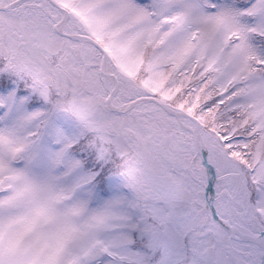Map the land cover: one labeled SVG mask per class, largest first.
<instances>
[{"label": "rangeland", "instance_id": "rangeland-1", "mask_svg": "<svg viewBox=\"0 0 264 264\" xmlns=\"http://www.w3.org/2000/svg\"><path fill=\"white\" fill-rule=\"evenodd\" d=\"M54 1L69 13L59 29L95 39L107 57L60 35L55 28L67 14L48 0L0 10V264L183 263L185 233L208 223L211 231L192 241L205 264H215V253L220 264H262L259 243L235 240L209 221V173L185 128L194 121L148 101L126 116L111 112L114 81L100 70L116 73L118 107L155 94L165 102L184 85L197 86V106L210 84L216 92L209 87L208 101L247 112L249 129L229 140L241 147L231 152L196 120L213 165L216 212L257 236L264 232L254 214L264 215V0ZM87 130L98 140L80 156L73 144ZM102 139L126 155L127 170L102 168L113 157ZM247 152L259 160L250 182Z\"/></svg>", "mask_w": 264, "mask_h": 264}, {"label": "trees", "instance_id": "trees-1", "mask_svg": "<svg viewBox=\"0 0 264 264\" xmlns=\"http://www.w3.org/2000/svg\"><path fill=\"white\" fill-rule=\"evenodd\" d=\"M166 67L170 68L169 66H166ZM177 71L178 70H175V72ZM179 72L180 71H178L176 74L175 73L172 74L173 77L175 76V80L177 76L180 78L182 77V74H179ZM25 73L35 79V77H33V75H31L30 72L25 71ZM183 74L186 75L187 73H183ZM263 76H264V72H263ZM200 78L201 77H199L198 82L200 81L201 83L202 80ZM206 85H208L211 88L212 92H216V90L213 89V87L210 84H206ZM196 87L197 86L192 87L191 90H188L186 89L184 85L182 91H178V93L174 94L175 95L174 97L172 96V98H168L167 100H164V101L166 103L173 105L175 108L181 107L185 112H187L193 118L199 119L205 131L207 133L215 135L218 138L219 142L222 144V147L224 149H227L229 151L230 149H234V150L240 149L241 147L234 146L233 143L229 142V140L231 141L236 140V138L240 139L241 138L240 135L248 131L249 127L246 126V124L244 123L247 112L243 108L223 107L222 104L218 102L217 98L214 100V102L208 101L210 98L208 94L211 93L209 87L204 88L205 91H204V94L201 100V102L203 103L200 102L201 103L200 105L196 104L197 106H193L192 104H193L194 97L192 98L191 95H193L194 91L196 90ZM188 93L190 95L186 96V94ZM151 97H155L163 101V97L161 95L155 94ZM191 107L193 109H191ZM119 115L126 116L124 114L123 115L119 114ZM183 120L189 121L187 118H183ZM97 140H98V135L96 133L92 134L91 132L87 130L73 144V149L74 148L76 149V150L74 149L75 154H78V155L80 154V156L81 155L85 156V153L83 151L86 150L87 146L90 147V145H93L95 141ZM245 140H248V139H245ZM102 141L105 144L107 142L108 147L109 146L112 147V151H110V153L113 155L112 161L106 162L102 166V168L106 170H113V171H109V173L120 172V170L123 171L125 169L127 170V166L129 165L130 162L127 163L125 154L116 152L117 149H115V146H116L114 144L115 142L109 139H102ZM242 152L244 153V151ZM112 162L114 163L112 164ZM242 166H243L242 170L244 171L245 177L250 182V179L252 180V178L255 176V172L259 166V160L256 159V154L254 155V152L253 153L247 152V154L244 155V163H242ZM254 214L257 216L259 221L264 225V219H263L264 215L257 208L254 209ZM209 221L211 223H215L213 221L212 214L209 217ZM210 231H211V226L209 223L206 224L204 227H196V228H192L191 230L187 231L184 235V238L186 239V242H187L186 248H185L184 261L183 263H180V261L176 262V264H195V262H198V264H205L206 262H208L203 254L197 253L196 249L192 245V241L200 237L203 238ZM213 258H215L214 259L215 264H220L217 253L213 255Z\"/></svg>", "mask_w": 264, "mask_h": 264}, {"label": "water", "instance_id": "water-1", "mask_svg": "<svg viewBox=\"0 0 264 264\" xmlns=\"http://www.w3.org/2000/svg\"><path fill=\"white\" fill-rule=\"evenodd\" d=\"M26 1V0H13L12 2L8 3L7 5L4 6H0V10L2 11H8L9 9L15 7L16 5L20 4L21 2ZM50 3H52L54 6H56L57 8L64 10V12L67 14L66 17L56 25V31L69 39H79V40H83V41H88L92 44H94L101 52L103 55V62L105 61L106 57H107V52L105 49H103L100 44L98 42H96L93 38L87 36V35H80V34H76V33H66L64 31H62V29L58 26H63L67 19H68V11L66 9H63L58 3H56L54 0H48ZM100 73L102 75H104L107 78H112L114 81V86L113 89L109 92V95L107 97V108L113 112V113H117V114H126L127 112H129L130 110H132L134 107H136L138 104H140V102L143 101H148V102H152L154 104H156L157 106L161 107L162 109L166 110L167 112H169L170 114H172L173 116H175L178 120H180L181 117H185L189 120H193L195 127L189 128V127H185L187 130L190 131L191 135H192V139L197 151V154L199 155L203 166L206 168V170L209 173V186H208V190L211 191V201H210V210L212 213V218L213 221L215 223H217L218 225H220L223 229H225L226 231H228L231 234V237L235 240L238 241H243V242H249V243H259V241L264 237V232H261L259 235L257 236H248L243 234L237 227L230 225L226 222H224L222 220V218H220V216L218 215V213L216 212L215 208H214V199H215V187H214V183H215V178H214V170H213V165L210 164L206 158V155L204 154L202 145H201V139L200 136L197 137L195 131L200 127V123L198 120H196L195 118H193L191 115H189L187 112L179 110L177 108H175L173 105L165 103L155 97H144V98H138L135 99L133 101H131L127 106H122V107H118L113 103V95L115 94V92L117 91L118 88V78L115 74L111 73V72H107L104 71V69L100 70ZM200 135V134H199ZM262 264H264V256L262 258Z\"/></svg>", "mask_w": 264, "mask_h": 264}, {"label": "bare ground", "instance_id": "bare-ground-1", "mask_svg": "<svg viewBox=\"0 0 264 264\" xmlns=\"http://www.w3.org/2000/svg\"><path fill=\"white\" fill-rule=\"evenodd\" d=\"M1 6H4V5H1ZM105 65H106V62H105ZM106 67V66H105ZM107 67L105 68L104 71H107L106 70ZM196 136L199 137L200 135L198 134V130H196ZM238 228V227H237ZM239 229V228H238ZM240 230V229H239ZM259 244L264 248V237L259 241ZM264 256V255H263Z\"/></svg>", "mask_w": 264, "mask_h": 264}]
</instances>
